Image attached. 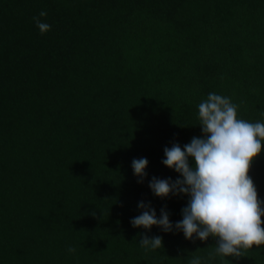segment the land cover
I'll use <instances>...</instances> for the list:
<instances>
[{"label":"trees","instance_id":"trees-1","mask_svg":"<svg viewBox=\"0 0 264 264\" xmlns=\"http://www.w3.org/2000/svg\"><path fill=\"white\" fill-rule=\"evenodd\" d=\"M210 92L264 122V0H0V264H264V245L221 259L213 237L130 223L142 200L183 218L188 197L148 182L182 178L164 148L203 136ZM249 175L264 199V147Z\"/></svg>","mask_w":264,"mask_h":264},{"label":"clouds","instance_id":"clouds-1","mask_svg":"<svg viewBox=\"0 0 264 264\" xmlns=\"http://www.w3.org/2000/svg\"><path fill=\"white\" fill-rule=\"evenodd\" d=\"M47 12L41 11L32 19L41 34L51 30L42 22ZM239 105L230 97L210 92L198 105L199 125L203 136H193L181 146L173 142L164 148L162 163L182 178L153 176L148 187L161 199L187 196L181 209L182 219L170 220L167 205L157 216L151 201H140L141 214L131 218L133 227L151 230L159 227L163 232L182 231L188 240L216 239L214 252L209 256L239 258L253 246L264 245V199H260L257 186L249 175L255 159L264 147V122H250L238 114ZM194 161V164H193ZM134 175L143 184L148 177L146 157L132 160ZM141 247L157 250L164 247L162 236L149 237L142 233ZM69 252L76 249L69 247ZM188 264H202L196 256Z\"/></svg>","mask_w":264,"mask_h":264}]
</instances>
